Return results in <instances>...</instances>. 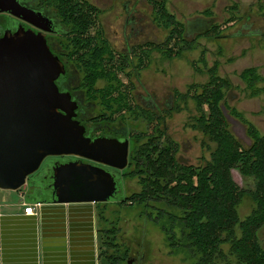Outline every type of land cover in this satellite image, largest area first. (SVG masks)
<instances>
[{"label": "trees", "instance_id": "obj_1", "mask_svg": "<svg viewBox=\"0 0 264 264\" xmlns=\"http://www.w3.org/2000/svg\"><path fill=\"white\" fill-rule=\"evenodd\" d=\"M38 2L53 9L63 25L52 49L68 62V73L72 70L73 94L87 103L82 122L88 132L97 135V128L102 135L130 138L129 162L122 178L125 184L135 180L137 188L118 202L140 206L145 217L162 229L170 251H187L193 259L190 264H264V244L259 236L264 226V133L228 104L231 80L218 75L215 64L204 83L193 82L185 92L174 91L173 101L194 100L197 112L192 126L205 135L204 146L214 144L203 163L182 161L179 142L166 126L167 112L180 109L179 101H172L164 112L157 106L134 102V82H124L119 75L139 72L150 61L151 49L138 51L136 47L143 45L137 44L124 52L116 51L99 25L101 9L89 0ZM152 2L159 23L173 25L167 39L176 32V38L194 42L186 37V27L168 10L166 0ZM216 27L212 25L211 30ZM182 50L183 46L175 54ZM162 53L173 54L171 48ZM241 75L252 93L264 90V75L257 67L245 68ZM69 78L66 73L59 81L61 88ZM101 79L105 83L96 86ZM224 107L245 125L248 143L231 129ZM137 121H144L145 127L138 128L136 123L133 127ZM117 122L125 128L111 129ZM234 169L251 180V188L240 184ZM245 195L253 199L255 207L241 218L238 206ZM82 204L86 210L80 214L81 224L72 223L70 229L73 248L86 258V264H94L96 257H101L103 264H134L129 261L130 247L122 249L115 242V226L102 229L105 233L98 230L103 240L100 253L96 252L91 205ZM61 229L56 227L55 234L64 232Z\"/></svg>", "mask_w": 264, "mask_h": 264}, {"label": "rangeland", "instance_id": "obj_2", "mask_svg": "<svg viewBox=\"0 0 264 264\" xmlns=\"http://www.w3.org/2000/svg\"><path fill=\"white\" fill-rule=\"evenodd\" d=\"M89 1L101 9L99 25L104 27V34L116 51L124 52L137 44L143 45L136 47L138 51L151 49L150 61L139 72L135 71L131 76L124 72L119 73L124 82H134V102L157 106L160 112H164L171 106L176 89L185 92L193 82L204 83L209 76L208 70L216 64L217 74L232 82L226 93L228 104L264 133V90L252 93L241 75L249 67H257L264 75V0H166L168 10L184 24V29L186 27V37L194 41L189 43L176 38V32L167 39L173 25L166 27L159 23L153 0ZM13 17L1 13L0 30L11 23H14L12 27L15 28L21 22ZM212 25L217 27L211 30ZM48 41L57 42L58 36H51ZM147 42H154L160 47ZM181 46V54L176 55ZM168 48H171L172 55L162 53ZM104 83L103 79L98 80L96 86ZM178 101L181 104L180 109L166 111L167 131L179 142L178 156L182 161L203 163L210 157L214 144L210 143V148L204 146L205 135L192 126V116L197 112L194 100L189 97L187 103L182 99ZM178 101L174 99L173 102ZM224 109L231 129L243 142L248 143L250 139L245 125L226 107ZM135 123L138 128L145 127L144 121L133 122V127L136 126ZM123 126L121 122H117L111 129H124ZM95 129L97 135H102L99 129ZM60 157L68 158L64 155ZM234 176L244 187H252L251 180L244 179L237 169H234ZM126 183L124 181L127 194L137 188L135 180H128ZM18 189L26 193L31 187L25 183ZM86 203L95 206L93 223L97 237L96 252L100 253L103 240L98 230L103 233L102 229L115 226L117 228L114 240L122 249L130 247L129 255L134 264L192 262L193 259L187 251H170L164 232L158 224L145 217L140 206L112 200ZM254 205L253 199L245 195L238 206L240 217L244 218L251 213ZM259 236L264 244V226ZM94 264H103L101 257H96Z\"/></svg>", "mask_w": 264, "mask_h": 264}, {"label": "water", "instance_id": "obj_3", "mask_svg": "<svg viewBox=\"0 0 264 264\" xmlns=\"http://www.w3.org/2000/svg\"><path fill=\"white\" fill-rule=\"evenodd\" d=\"M30 1L0 0V13L40 28L0 32V187L28 183L35 203L122 200L130 139L91 136L77 118L78 101L59 84L65 64L46 37L50 15Z\"/></svg>", "mask_w": 264, "mask_h": 264}, {"label": "crops", "instance_id": "obj_4", "mask_svg": "<svg viewBox=\"0 0 264 264\" xmlns=\"http://www.w3.org/2000/svg\"><path fill=\"white\" fill-rule=\"evenodd\" d=\"M82 203L41 202L36 213H28L26 204L35 202L27 192L0 187V264H86L73 248L70 229L81 224ZM60 226L64 232L58 236Z\"/></svg>", "mask_w": 264, "mask_h": 264}, {"label": "flooded vegetation", "instance_id": "obj_5", "mask_svg": "<svg viewBox=\"0 0 264 264\" xmlns=\"http://www.w3.org/2000/svg\"><path fill=\"white\" fill-rule=\"evenodd\" d=\"M34 2H33V4H34V7L36 8V9H42V10H44L46 13H47V15H50V25L52 26V28H54V30H51V31H48L47 32V34H46V37H47V40H49V37H51V36H56L57 34H59V32H57V31H55L56 29H58V27L61 29V21H60V19H59V17L57 16V14L54 12V10L53 9H50V8H46V7H43V6H40V4H39V2H38V0H33ZM2 13H5V12H2ZM1 14V13H0ZM13 18H15L16 20H18V21H20V19H18V18H16V17H13ZM17 24H21V22L20 23H17ZM10 25V24H9ZM24 27H26V28H28V27H32L33 29H35L36 31H38V30H40V28L39 27H37V26H35V25H32V24H30V23H27V22H24L23 24H22ZM63 26V25H62ZM1 27V26H0ZM6 27L7 26H3V29L0 31L1 33H3V31L6 29ZM0 33V34H1ZM48 43H49V45H50V47H51V49H52V47L56 44V41H54V42H49L48 41ZM53 50V49H52ZM55 53V52H54ZM56 54V53H55ZM58 55V54H57ZM60 57V56H59ZM63 62H64V64H65V68H66V72L65 73H67V76H68V78H69V73H70V78L67 80V82L64 84V87H63V89H67V90H69L70 91V93L72 94V97L74 98V99H76L77 101H78V107H77V118L80 120V122H82L83 121V116H84V114L86 113V110H85V108H86V104L87 103H85V101H83V100H78V98H77V94H73V92H72V87H73V81H74V79H73V77H72V75L71 74H73L72 73V70L71 69H69V73H68V62L66 61V60H62ZM60 88H61V86H60ZM89 110V109H88ZM84 113V114H83ZM86 127H87V125L84 123V122H82ZM88 124H89V122H88ZM88 131V130H87ZM89 134H91V136H96V135H93L91 132H88ZM130 139V138H129ZM64 157H72V155H64ZM84 160H88V159H84Z\"/></svg>", "mask_w": 264, "mask_h": 264}, {"label": "built area", "instance_id": "obj_6", "mask_svg": "<svg viewBox=\"0 0 264 264\" xmlns=\"http://www.w3.org/2000/svg\"><path fill=\"white\" fill-rule=\"evenodd\" d=\"M41 203L26 204L25 211L28 213H36L35 206H39Z\"/></svg>", "mask_w": 264, "mask_h": 264}]
</instances>
